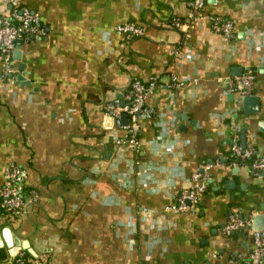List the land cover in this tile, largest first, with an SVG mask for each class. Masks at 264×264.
<instances>
[{
  "label": "crops",
  "instance_id": "obj_1",
  "mask_svg": "<svg viewBox=\"0 0 264 264\" xmlns=\"http://www.w3.org/2000/svg\"><path fill=\"white\" fill-rule=\"evenodd\" d=\"M187 1L0 0V13L25 6L39 28L16 44L13 73L0 80V183L15 164L35 194L14 217L0 215L6 256L5 227L12 247L25 241L43 264H230L250 248L249 229L221 228L228 212L264 215L263 174L227 160L233 142L264 156V0L206 1L202 14L232 22L229 39L206 19L172 27L187 21ZM125 22L142 35L113 30ZM245 71L256 111L222 94ZM151 77L138 151L120 143L125 131L102 104ZM171 77L186 84L169 87ZM203 166L196 212L165 210Z\"/></svg>",
  "mask_w": 264,
  "mask_h": 264
},
{
  "label": "built area",
  "instance_id": "obj_2",
  "mask_svg": "<svg viewBox=\"0 0 264 264\" xmlns=\"http://www.w3.org/2000/svg\"><path fill=\"white\" fill-rule=\"evenodd\" d=\"M207 0H188L187 6L189 13L185 23L174 20L172 27L183 30L192 25L198 19H206L209 27L213 32L223 36L225 39L232 37V22L228 19L211 15L202 14L201 10ZM38 17L25 6L13 7L7 13H0V58L2 61V71L0 80L11 76L13 68L11 67V53L17 43L28 40L31 35L39 33ZM113 30L125 39H131L142 35V29L132 23H120L113 27ZM254 75L250 71L228 77L222 94L236 92L239 96L249 95ZM156 78L151 77L147 83L139 80H131L125 90L120 92L119 96L102 104L104 113L110 116L114 123L121 127L125 133L120 143L132 146L134 150H139L137 134L140 116H149L151 110L144 104L145 96L155 85ZM186 82L171 77L167 85L173 88L183 87ZM238 85V86H237ZM125 115V123L121 124V116ZM119 142V140H118ZM232 155L244 161L248 169L253 173H262L264 176V156H255L249 160L253 154L250 146L240 147L236 142L230 146ZM248 161V162H247ZM231 165H237L232 161ZM26 178L25 170L21 167L10 164L3 172L0 183V208L5 212L13 215L18 214L25 204V194L35 197L33 191H22L24 179ZM207 166L197 169L190 176V186L177 193L171 204L164 207L167 211L172 212H189L194 214L197 210V204L203 192L207 188L208 182ZM250 230L251 246L244 253H236L230 259V264H264V228L257 230L252 228V219L250 216L242 217L235 212L226 214L221 232L228 235L232 232ZM20 250H16L8 255L4 262L0 264H43L40 261H33L24 256Z\"/></svg>",
  "mask_w": 264,
  "mask_h": 264
},
{
  "label": "water",
  "instance_id": "obj_3",
  "mask_svg": "<svg viewBox=\"0 0 264 264\" xmlns=\"http://www.w3.org/2000/svg\"><path fill=\"white\" fill-rule=\"evenodd\" d=\"M16 47L17 46H15V48H14V50L12 52L13 54L18 53V50L16 49ZM239 74H237V75H239ZM16 79L18 81H20V82H22L24 80L21 75H17ZM242 103H243V106H247L248 107L249 111H256L257 108H258L256 97H253V96H250V95L242 96ZM262 122L263 121H261L259 123V125H264V122L263 123ZM124 123H125V115L122 114V116H121V124H124ZM240 141H241L240 144L242 146L243 145V137L242 136H241V140ZM252 221H253L254 229L261 230V229L264 228V215L257 214V215H255L253 217ZM3 234H4V240H5V242H4L5 247L13 250V253L16 250L25 249V250H27V252L29 254H33V251L30 248H28V246H27L25 241H18L17 247L16 248L12 247L13 243H12V240H11V237H10V231H9L8 227H5L3 229Z\"/></svg>",
  "mask_w": 264,
  "mask_h": 264
},
{
  "label": "trees",
  "instance_id": "obj_4",
  "mask_svg": "<svg viewBox=\"0 0 264 264\" xmlns=\"http://www.w3.org/2000/svg\"><path fill=\"white\" fill-rule=\"evenodd\" d=\"M253 157H255V155H254V153L250 156V158L248 159V161L249 160H251V159H253ZM228 161H230V162H236L237 163V165H239V164H241V163H244V161H240L239 160V158L238 157H236V156H234V155H232V154H229V156H228V159H227ZM247 161V162H248ZM22 191H29L28 190V188L27 187H24V185H23V187H22ZM2 214H8L7 216H11V217H14V215L13 214H11V213H9V212H5L4 210H2L1 208H0V215H2ZM24 256H28V254H27V252L26 251H24V250H22V251H20ZM6 254H5V252L3 251V249H1L0 248V263L1 262H4V260L6 259Z\"/></svg>",
  "mask_w": 264,
  "mask_h": 264
}]
</instances>
